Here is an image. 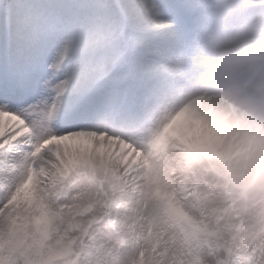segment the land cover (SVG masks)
<instances>
[{
    "label": "snow or ice",
    "instance_id": "1",
    "mask_svg": "<svg viewBox=\"0 0 264 264\" xmlns=\"http://www.w3.org/2000/svg\"><path fill=\"white\" fill-rule=\"evenodd\" d=\"M195 0H0V264H264V124L182 101Z\"/></svg>",
    "mask_w": 264,
    "mask_h": 264
},
{
    "label": "clouds",
    "instance_id": "2",
    "mask_svg": "<svg viewBox=\"0 0 264 264\" xmlns=\"http://www.w3.org/2000/svg\"><path fill=\"white\" fill-rule=\"evenodd\" d=\"M182 61V101L264 124V0H195Z\"/></svg>",
    "mask_w": 264,
    "mask_h": 264
}]
</instances>
